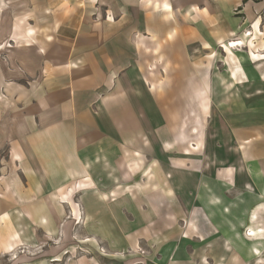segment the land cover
I'll return each mask as SVG.
<instances>
[{"label":"crops","instance_id":"obj_1","mask_svg":"<svg viewBox=\"0 0 264 264\" xmlns=\"http://www.w3.org/2000/svg\"><path fill=\"white\" fill-rule=\"evenodd\" d=\"M77 181L113 259L264 264V0H0V228Z\"/></svg>","mask_w":264,"mask_h":264},{"label":"rangeland","instance_id":"obj_2","mask_svg":"<svg viewBox=\"0 0 264 264\" xmlns=\"http://www.w3.org/2000/svg\"><path fill=\"white\" fill-rule=\"evenodd\" d=\"M230 46L228 44L225 45V50L230 58H232V60H240L241 56H237L234 49ZM254 55L255 54H253V56ZM229 56L224 53H219L217 57L214 58L212 54H205V59L206 63L211 64V66L213 65V60H221L222 62L217 68L224 71L226 69L224 62L230 60L228 58ZM209 71L212 72V69H209ZM196 104V102H189L187 107L188 109L191 106L196 108ZM177 107L180 108V106ZM205 108H207V104ZM167 110L169 111L171 109ZM218 118L219 117L212 115H203L201 111H198L193 116H182L181 121H183L184 125L182 127L184 129L188 128L190 132L191 130L195 132L194 135H189L191 138H195L198 130L204 127L209 128L213 125L214 120ZM220 119H225L227 121L228 118L223 119V117H220ZM81 183L77 181L78 189L73 193L72 190H69V187L62 192L60 198L59 222L56 223L54 227L50 226L49 228L39 229L35 224L32 226L33 222H30L28 227L21 230L19 226H16L17 221H12L9 218L3 221V227L0 228V264L129 263L128 261H123V259H113L117 258L115 257L117 255L112 254H116L117 251L108 249L98 237L88 233V229H86L88 225V215L85 212V184L82 183V185H80ZM109 199L114 200L115 196L111 195ZM26 222L27 221H23V223ZM11 224L13 227L9 228L8 226ZM250 234L254 235V230H250ZM22 235L26 238H22ZM11 240L14 242L12 243ZM120 252L121 254L119 256L124 257L125 255H132L135 253L148 254L150 250L145 246V248L140 247L136 250L130 249L126 252ZM130 264L135 263L132 262Z\"/></svg>","mask_w":264,"mask_h":264},{"label":"bare ground","instance_id":"obj_3","mask_svg":"<svg viewBox=\"0 0 264 264\" xmlns=\"http://www.w3.org/2000/svg\"><path fill=\"white\" fill-rule=\"evenodd\" d=\"M237 40V39H236ZM231 47L235 48L237 46H243L244 45V41L243 40H238V41H232V43L230 44Z\"/></svg>","mask_w":264,"mask_h":264}]
</instances>
